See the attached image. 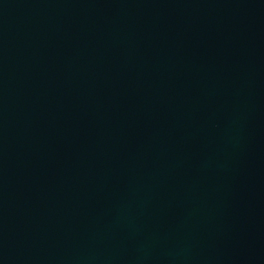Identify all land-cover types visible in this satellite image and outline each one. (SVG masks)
<instances>
[{
	"label": "water",
	"instance_id": "obj_1",
	"mask_svg": "<svg viewBox=\"0 0 264 264\" xmlns=\"http://www.w3.org/2000/svg\"><path fill=\"white\" fill-rule=\"evenodd\" d=\"M0 264H264V0H0Z\"/></svg>",
	"mask_w": 264,
	"mask_h": 264
}]
</instances>
